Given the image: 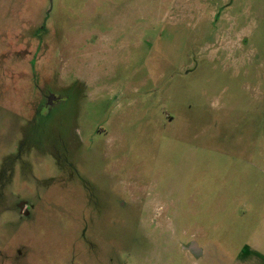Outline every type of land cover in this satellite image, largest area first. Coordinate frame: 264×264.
Here are the masks:
<instances>
[{
    "label": "rangeland",
    "instance_id": "obj_1",
    "mask_svg": "<svg viewBox=\"0 0 264 264\" xmlns=\"http://www.w3.org/2000/svg\"><path fill=\"white\" fill-rule=\"evenodd\" d=\"M0 264H264V0H0Z\"/></svg>",
    "mask_w": 264,
    "mask_h": 264
},
{
    "label": "flooded vegetation",
    "instance_id": "obj_2",
    "mask_svg": "<svg viewBox=\"0 0 264 264\" xmlns=\"http://www.w3.org/2000/svg\"><path fill=\"white\" fill-rule=\"evenodd\" d=\"M65 98L63 96L59 97L57 94H54L52 96H48L46 99V107L44 108V113L50 109L53 105L56 103H59L61 101H64Z\"/></svg>",
    "mask_w": 264,
    "mask_h": 264
}]
</instances>
